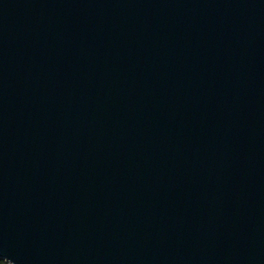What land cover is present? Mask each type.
<instances>
[{"label":"water","instance_id":"95a60500","mask_svg":"<svg viewBox=\"0 0 264 264\" xmlns=\"http://www.w3.org/2000/svg\"><path fill=\"white\" fill-rule=\"evenodd\" d=\"M0 258L264 264V0H0Z\"/></svg>","mask_w":264,"mask_h":264},{"label":"trees","instance_id":"16d2710c","mask_svg":"<svg viewBox=\"0 0 264 264\" xmlns=\"http://www.w3.org/2000/svg\"><path fill=\"white\" fill-rule=\"evenodd\" d=\"M0 264H8V262L6 260L0 258Z\"/></svg>","mask_w":264,"mask_h":264},{"label":"rangeland","instance_id":"374dc122","mask_svg":"<svg viewBox=\"0 0 264 264\" xmlns=\"http://www.w3.org/2000/svg\"><path fill=\"white\" fill-rule=\"evenodd\" d=\"M9 264V263H8Z\"/></svg>","mask_w":264,"mask_h":264}]
</instances>
